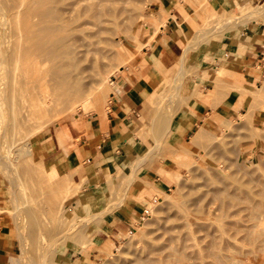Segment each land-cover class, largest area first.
Returning a JSON list of instances; mask_svg holds the SVG:
<instances>
[{"label": "rangeland", "instance_id": "374dc122", "mask_svg": "<svg viewBox=\"0 0 264 264\" xmlns=\"http://www.w3.org/2000/svg\"><path fill=\"white\" fill-rule=\"evenodd\" d=\"M100 18L98 22L91 13L82 19L89 23L91 34L99 31L97 38L87 41L98 40L106 54L101 57L90 51L82 62L87 68L82 83L92 85L95 68L100 67V76L107 77L99 104L103 110L95 111L90 105L86 111L79 107L76 113L82 121L106 117L115 102L111 96L116 95V87L118 91L123 85L131 89L139 97L140 123L132 132L136 143L129 166L98 181L85 178L79 168L64 172V150L57 146L46 153L55 124L49 125L38 136L39 160L45 173L34 170L29 180L22 174L15 179L20 173L13 171L15 176L10 173L6 180L0 178V249L4 252L0 264H130L170 215L172 202L182 197L194 199L198 191L222 184H227L239 200L223 198L219 202L207 197L200 203L205 218L209 217L216 227V252L223 260L228 259L224 261L227 264H264V238L258 243L255 240L259 235L255 234L253 241L254 236H250L260 227L252 215L260 210L264 215V0H107ZM11 24L0 14L3 48ZM257 34L261 55L248 62L245 54ZM169 35L181 40L172 58L164 52L171 46ZM114 67H121L120 71L110 74ZM1 73L0 68V77ZM243 88L252 93L258 89L256 94L263 101L252 107L250 98L254 94H243ZM196 107L202 116L182 139L180 124ZM5 122L0 107V130ZM59 123L78 127L71 119ZM200 131L203 137L199 139ZM0 140L3 154L7 141L4 137ZM168 171L177 177L176 181L169 179ZM127 174L133 175L135 191L128 185ZM66 177L80 184L70 198L61 191ZM158 179L166 182V190L159 182L151 183L158 192L147 203L152 201L153 209L146 205L147 215L130 229L118 221L117 233L110 226L111 216L131 194L138 191L140 198L143 196L146 180ZM94 196L98 199L95 206L91 204L93 210L66 212L78 200L91 202ZM98 200L104 202L97 210ZM255 206L259 211L251 212ZM31 209L38 222L35 227L29 224L26 212ZM224 213L226 216L221 217ZM261 214L254 219L262 223L258 231L263 233ZM251 223L257 226L251 227ZM249 233L250 238H246ZM110 238L114 246L108 243Z\"/></svg>", "mask_w": 264, "mask_h": 264}, {"label": "bare ground", "instance_id": "6f19581e", "mask_svg": "<svg viewBox=\"0 0 264 264\" xmlns=\"http://www.w3.org/2000/svg\"><path fill=\"white\" fill-rule=\"evenodd\" d=\"M106 1L0 0V14L4 15L6 19L9 18L12 23L8 30L6 48H3L0 42V68L2 70L0 77V107L6 119L4 127L0 130V138L4 137L7 141L5 153H0V178L6 180L8 174L14 173L13 176H15L17 171L20 174L16 173L17 177L15 179H18V176L22 174L30 180L33 175L31 173L34 170H38L43 175L45 167L39 160V134L44 132L49 125L55 124L53 137L46 146V153L60 146L64 153L68 155L73 142L69 139L64 125L59 123V120L71 119L75 125H81L82 128H85L88 125L80 119L76 113L77 109L81 107L86 111L90 105H93L95 111L102 109L99 104L104 93L105 79L107 77L102 78L100 76V67H96L93 84H83V73L87 68L82 62L86 60L91 50L99 53L101 57L106 54L103 48H100L98 40L92 43L87 41L91 37L97 38L99 31L91 34L87 30L89 23L82 21V19L93 13L98 22H101L100 16ZM120 68L114 67L110 74L120 71ZM262 82L264 83L263 80ZM261 88L264 89L263 86ZM118 89L119 86L116 87L117 92ZM244 90L243 94L248 91ZM257 92L258 89L255 93L251 92L254 95H250L252 107L253 105L256 107L260 103L259 100L262 99L256 94ZM249 93L245 94L249 95ZM99 117V119H103L105 116L100 115ZM202 132H199L197 138L203 137ZM139 164L140 162L137 165L139 166ZM115 166L113 165V167ZM244 167L247 166L244 164ZM105 175L106 177L110 176L108 170L105 171ZM167 175L170 180H177V177L171 172L168 171ZM125 176L128 178V185L131 191H135L133 175L127 174ZM10 180L12 181L11 178ZM29 180L27 181L30 182ZM64 181L66 183L62 186L61 191L68 194V198H70L80 189V184L76 181L73 182L71 178L68 179L67 177ZM206 183L210 184L208 181ZM18 186L20 185L18 184ZM96 186L94 185V188ZM196 192L197 190L194 193ZM207 197L211 201L218 199L219 202V199L223 198L231 201L239 200L235 198L237 195L229 191L227 184H222L219 188L211 189L207 187L202 192L198 191V195L194 199H184V201L182 197L183 201L172 202L169 205L171 209L170 215L168 210L167 214L169 216L158 226L154 235L144 244L143 249L134 255V259L130 264H227L224 261L228 262V259L223 260L216 252L218 238L217 232L214 230L216 227L214 226V228V224L212 225L214 222L209 217L205 218V208L200 204ZM97 199L94 196V200L91 202L86 199L78 200L73 206L71 205V209L65 210L70 212L80 209L82 213L87 212L88 209L93 210L94 207L91 204L95 206ZM103 200H98L97 210L104 202ZM221 202L223 201L221 200ZM151 205L154 206L152 201L147 205L152 210ZM257 206L253 207L252 210L250 209L251 212L254 211L256 213L259 211L257 209L259 206ZM220 209L222 210V208ZM106 210L105 212L108 211ZM222 211L226 212L224 209ZM26 212L29 224L33 227L37 226L38 222L34 211L31 209ZM259 212L256 215L261 214ZM1 213H3V209L0 208ZM225 214H220V216H226ZM256 215L253 214V217L249 215V218L252 217L261 229L262 223L261 225L259 224L260 220L258 223L256 218L254 219V217L258 216ZM263 216L262 214L260 215V217ZM80 217L86 219L85 215ZM261 219L263 221V218ZM84 222L86 223L85 220ZM255 223L253 225L251 223L250 226H257ZM247 225L244 226L248 227ZM250 226L249 229H251ZM246 227L244 229L247 231ZM258 229H255L257 233L251 231V235L250 233L247 234L248 237L246 238L254 236L253 238L251 237L253 241L259 235L255 242L258 239H263L264 231L262 233ZM239 231L242 232V229ZM258 232L261 235L263 234V236ZM255 234L257 235L256 238ZM108 243L110 246H114L115 241L110 238Z\"/></svg>", "mask_w": 264, "mask_h": 264}, {"label": "crops", "instance_id": "0c3cea01", "mask_svg": "<svg viewBox=\"0 0 264 264\" xmlns=\"http://www.w3.org/2000/svg\"><path fill=\"white\" fill-rule=\"evenodd\" d=\"M259 37L260 35L258 34L254 35L251 47L245 54L247 55L248 62H254L261 55L262 47ZM167 38L171 46L164 52L172 58L176 55V50L180 49L179 42L181 40L170 37V35ZM113 98H116L115 102L111 104V110L106 113V117L103 119L95 116L86 120L85 123L88 127L85 128L71 125L65 127L68 137L73 144L70 146L68 155L65 154L66 160L61 164L66 167L64 172L79 168V172L85 178L98 181L108 178L105 175V171L107 170L110 176H112V173L116 172L117 169L122 171L129 166V156L133 153V145L136 143L134 142L135 139L132 136V132L135 128L139 127L140 123V115L137 110L140 105L139 97L131 89L123 85ZM197 107L191 109L181 122L179 130L180 138L185 139L193 131L196 123L202 116V111ZM99 122L103 123L100 125ZM77 140L79 141L76 142ZM113 165L117 166L113 167ZM153 182L161 183L164 190H166L165 181L161 179L146 180L143 196L140 198L137 193L138 191L131 194L123 202V207L111 216L110 226L117 233L118 228L116 224L118 221L130 229L132 224L141 221L147 215L146 205L148 200L158 193L151 186ZM3 253V250L0 249V260L4 256Z\"/></svg>", "mask_w": 264, "mask_h": 264}]
</instances>
